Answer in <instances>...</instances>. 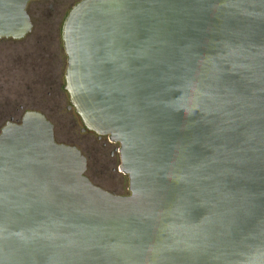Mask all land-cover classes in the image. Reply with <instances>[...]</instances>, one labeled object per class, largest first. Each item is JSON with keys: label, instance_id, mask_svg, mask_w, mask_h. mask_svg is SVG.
I'll list each match as a JSON object with an SVG mask.
<instances>
[{"label": "water", "instance_id": "obj_1", "mask_svg": "<svg viewBox=\"0 0 264 264\" xmlns=\"http://www.w3.org/2000/svg\"><path fill=\"white\" fill-rule=\"evenodd\" d=\"M30 1L0 0V37ZM61 41L129 193L25 112L0 129V264H264V0H79Z\"/></svg>", "mask_w": 264, "mask_h": 264}, {"label": "rangeland", "instance_id": "obj_2", "mask_svg": "<svg viewBox=\"0 0 264 264\" xmlns=\"http://www.w3.org/2000/svg\"><path fill=\"white\" fill-rule=\"evenodd\" d=\"M78 1L33 0L28 3L27 11L34 25V32L41 34V42H44L42 44L51 46L49 49H52V51H56V44L51 43L54 40L53 36L55 35L56 37L57 30L60 28L64 16ZM53 9H56L58 13L55 14ZM34 41L33 37H28L21 41L6 38L0 39V86H2L0 87V105L4 102V98L7 97L10 100L24 99L26 101L31 99L30 97H25L27 90L18 80L24 78L26 82H30L32 75L13 68H17V63L24 62L22 55L34 46ZM15 56L18 59H14ZM54 64H56L55 61ZM64 65L65 60H63L62 64V72L64 71ZM8 67L11 70H8ZM7 74H9L8 77ZM61 81L63 82L62 77ZM63 94L61 109H58L57 112H52L43 101L36 104L34 101H30L24 106L26 109L33 108L41 111L50 118L52 124H54V137L57 142L76 146L82 151L83 155L87 156L86 175L95 185L112 194L127 195L129 193L128 178L125 174L119 172L118 167L120 159L116 149L119 145L113 142L112 144L108 143L109 139L106 136L97 138V135L89 130L85 129L82 131L83 125L76 112L73 109L70 111L65 110L69 103L66 94ZM4 124L5 120H2L0 129ZM104 141L110 144L107 149L114 152L113 156L101 149V144Z\"/></svg>", "mask_w": 264, "mask_h": 264}, {"label": "flooded vegetation", "instance_id": "obj_3", "mask_svg": "<svg viewBox=\"0 0 264 264\" xmlns=\"http://www.w3.org/2000/svg\"><path fill=\"white\" fill-rule=\"evenodd\" d=\"M53 11L55 12V14L58 13L56 9H53ZM28 15L30 17L29 13ZM30 21L32 24L31 30L27 34H25L23 37L19 39H15L11 37H0V39L6 38V39L14 40V41H21L28 37H33L35 39L34 46L31 49H29L27 52L23 53L22 55L24 62L17 63L18 64V65L16 64L17 68H13V69H18L19 71H24V73L27 72L32 75V79L29 80L30 82H26L24 78L18 80L22 85H24L25 89L27 90V94L25 95V97H30L31 99L25 101L24 99L23 100H19V99L10 100L8 99V97L4 98V102L0 105L1 107L0 122L2 120H5V124L3 126H5L6 123L8 122L19 124L25 112L38 111L33 108H30V109L25 108L24 104L30 101H34L35 104L37 102L43 101L52 112L54 111L57 112L58 109H61V103L63 102V95H64L63 93L66 94L68 98V103H69L65 107V110L66 111H70L71 109L74 110L73 106L71 105L69 101L68 93L66 89L64 88L66 54L63 49L62 41H61V26L57 30L56 37L55 35L53 36L54 40H52L51 43L54 45L56 44V47H55L56 51H52V49H49L51 46L49 47L48 44H42L44 42H41L42 41L41 34L38 32L36 33L34 32L35 30H34V25L32 23L31 17H30ZM14 59H18V57L15 56ZM63 60H65V65H64V71L62 72ZM54 61L56 62V64H54ZM8 70H11V68L8 67ZM8 75L9 74H7V77ZM61 77L63 78V82L61 81ZM24 108L25 110L23 111ZM1 113L4 115L2 116ZM44 115L46 119H48L51 122L50 118L46 114ZM52 125L54 128V124ZM83 130L85 129L82 128V131ZM97 138H102V136L101 137L97 136ZM108 143L112 144V142L110 141H108ZM110 144H107L104 141L101 144V149H104L106 153H108L110 156H113L114 152L112 150L107 149L108 145Z\"/></svg>", "mask_w": 264, "mask_h": 264}, {"label": "trees", "instance_id": "obj_4", "mask_svg": "<svg viewBox=\"0 0 264 264\" xmlns=\"http://www.w3.org/2000/svg\"><path fill=\"white\" fill-rule=\"evenodd\" d=\"M55 6H56V5H55ZM55 6H54V7H55ZM81 152H82V151H81ZM82 154H83V153H82ZM84 156H85V155H84ZM85 157H86V159H87V156H85ZM87 177H88V176H87ZM88 178H89V177H88ZM89 179H90V178H89Z\"/></svg>", "mask_w": 264, "mask_h": 264}, {"label": "built area", "instance_id": "obj_5", "mask_svg": "<svg viewBox=\"0 0 264 264\" xmlns=\"http://www.w3.org/2000/svg\"><path fill=\"white\" fill-rule=\"evenodd\" d=\"M116 150H117V152H118V147H117V149H116Z\"/></svg>", "mask_w": 264, "mask_h": 264}]
</instances>
